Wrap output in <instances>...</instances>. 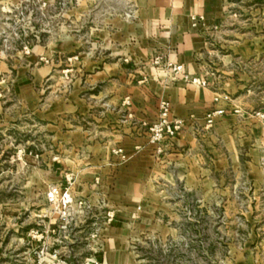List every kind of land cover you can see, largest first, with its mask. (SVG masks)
Wrapping results in <instances>:
<instances>
[{"label": "crops", "instance_id": "1", "mask_svg": "<svg viewBox=\"0 0 264 264\" xmlns=\"http://www.w3.org/2000/svg\"><path fill=\"white\" fill-rule=\"evenodd\" d=\"M79 2L80 17L94 34L87 41L66 38L35 46L12 78L8 64L0 62V88L7 91L10 85L16 101L0 99V117L6 122L28 118L40 130H55L59 142L73 149V154L66 150L60 162L77 173L74 193L97 195L111 180L128 186L131 199L143 202L151 187L162 208L160 223L168 216L167 206L182 202L176 193L201 205L223 207L220 214L227 219V205L242 202L244 208L231 213L244 218L246 239L238 248L247 253L232 264H264V118L254 114L260 110L247 112L246 107L257 102L252 89L243 91L254 79L264 89V0ZM92 3L100 8L97 13L88 8ZM128 9L133 18L123 17ZM218 43L226 54L214 49ZM166 61L182 64L188 74L205 77L209 85L168 81L162 70ZM216 95L229 100L215 103ZM126 98L128 106L123 105ZM164 98L185 124L176 138L160 143L163 152L156 153L147 124L157 118L158 102ZM261 99L264 103V95ZM13 106L18 110L9 112ZM217 107L234 113L219 115L207 126L206 113ZM116 146L128 156L125 162L111 153ZM49 177L41 182L48 183ZM142 206L135 204L129 217L143 215ZM107 207L116 206L109 202Z\"/></svg>", "mask_w": 264, "mask_h": 264}, {"label": "rangeland", "instance_id": "2", "mask_svg": "<svg viewBox=\"0 0 264 264\" xmlns=\"http://www.w3.org/2000/svg\"><path fill=\"white\" fill-rule=\"evenodd\" d=\"M95 5L88 6L92 13L100 9ZM80 8L79 0H0V62L8 64L11 78L35 46L66 38L87 41L92 36L86 19L80 17ZM213 46L219 54L227 53L224 45ZM2 74L0 68V78ZM251 89L257 103L247 106V112L264 111L261 81L248 82L243 91ZM7 96L12 104L15 98L10 85L7 91L0 88V99ZM10 108L9 112L18 110ZM230 113L234 112L226 109L223 115ZM1 119L0 264H43L47 253L53 252L65 264H232L240 254L246 255V250L238 248L246 239L244 218L239 214L233 218L231 213L237 207L243 209L242 202L227 205V219L220 214L223 207L201 205L195 198L176 193L182 202L167 206L168 216L160 223L162 208L157 206L153 188L148 186L145 194L148 206L145 200L131 199L128 186L111 180L97 195L74 193L77 173L60 162L68 154L66 150L73 154V149L59 142L55 130L50 126L40 130L28 118ZM37 171L42 173L39 177ZM67 173L74 175L71 195L87 203L81 209L70 208L61 219L56 205L44 200V191L56 182L66 185ZM45 175L50 176L48 183L41 182ZM149 181L154 182L152 176ZM109 202L115 204V210L107 207ZM135 204H142L144 213L129 217ZM251 206L255 215V204ZM108 211H114L111 222Z\"/></svg>", "mask_w": 264, "mask_h": 264}, {"label": "built area", "instance_id": "3", "mask_svg": "<svg viewBox=\"0 0 264 264\" xmlns=\"http://www.w3.org/2000/svg\"><path fill=\"white\" fill-rule=\"evenodd\" d=\"M124 18H133V11L128 9L123 14ZM46 61V60H45ZM155 63H159V60L156 59ZM162 70L168 81H175V80H184L187 83L196 86H208V80L203 76H192L185 71L184 66L181 64H174L170 61H166L163 64ZM63 75L67 78V70L63 71ZM228 101L229 97L227 95H216L214 98V102L217 103L220 100ZM123 105H129V99L126 98L123 101ZM158 116L153 121L147 124V129L149 132V142L155 144L156 153H162V146L160 143L165 141V139H173L176 138L183 130V126L185 124V120L183 118L177 117L171 111V103L168 99H160L158 102ZM235 112H238V109L234 108ZM226 112L225 107H217L212 111H209L205 115V123L207 126H211L217 116L223 115ZM259 118H264V114L260 111L254 113ZM112 154L118 156L119 162H125L128 159L125 151L122 147H113L111 150ZM74 175L72 173H67L64 177V181L66 185L62 186H51L49 190L45 194L46 201L56 205L58 208L59 217L61 219H65L67 217L68 211L70 208L81 209L85 207L86 201L82 198L77 199L71 195L70 188L72 186V180ZM108 222L113 220V212H107ZM48 257L45 259V263L43 264H65V260L58 258L56 252L47 253ZM42 260V259H41Z\"/></svg>", "mask_w": 264, "mask_h": 264}]
</instances>
